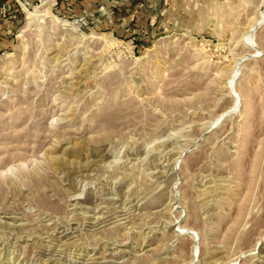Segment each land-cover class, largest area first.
Masks as SVG:
<instances>
[{
	"label": "rangeland",
	"instance_id": "obj_1",
	"mask_svg": "<svg viewBox=\"0 0 264 264\" xmlns=\"http://www.w3.org/2000/svg\"><path fill=\"white\" fill-rule=\"evenodd\" d=\"M73 1L0 0V264H264L261 0Z\"/></svg>",
	"mask_w": 264,
	"mask_h": 264
},
{
	"label": "bare ground",
	"instance_id": "obj_2",
	"mask_svg": "<svg viewBox=\"0 0 264 264\" xmlns=\"http://www.w3.org/2000/svg\"><path fill=\"white\" fill-rule=\"evenodd\" d=\"M263 9H264V0H261L258 9L255 12L254 17L251 18L253 24L255 22H256L255 25H257L258 23H264V11H263ZM253 24L251 23V26H249V27L247 26L248 27L247 30L245 32H243L242 41H244L245 43H247L246 45L250 46L251 49L257 51L258 48H257L256 40H255V34L253 32V28H254V27H252ZM60 26H61V28H62V30L64 32H66L68 34L74 35L72 37V41L83 42L84 35L83 36H81V35H75V33L77 32L76 31V27L75 28L71 27V24H69L68 22L63 21V20L60 22ZM238 75H239V70L237 68L236 70H233L232 71L231 76L225 81L226 86H228V88L231 90V92H232V94L234 96V99L236 101V105H239V97H240V95L238 94V92L235 89V83H236V80L238 79ZM235 107H237V106H235ZM181 230H182V232L184 231L183 228H181ZM195 235H196V237H198V234H195ZM195 253L196 254L198 253V247L195 248Z\"/></svg>",
	"mask_w": 264,
	"mask_h": 264
},
{
	"label": "crops",
	"instance_id": "obj_3",
	"mask_svg": "<svg viewBox=\"0 0 264 264\" xmlns=\"http://www.w3.org/2000/svg\"><path fill=\"white\" fill-rule=\"evenodd\" d=\"M75 1H77V0H74L73 2H75ZM142 1V0H141ZM124 2H129L128 4V6L125 8V10H127V8H130V7H132L133 5H132V1L131 0H128V1H124ZM134 6H136V5H134ZM129 11V10H128Z\"/></svg>",
	"mask_w": 264,
	"mask_h": 264
}]
</instances>
